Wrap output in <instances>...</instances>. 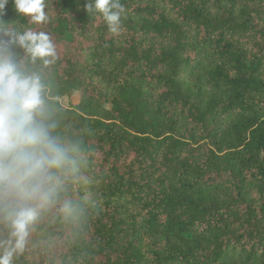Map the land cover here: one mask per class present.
I'll use <instances>...</instances> for the list:
<instances>
[{"label":"trees","instance_id":"1","mask_svg":"<svg viewBox=\"0 0 264 264\" xmlns=\"http://www.w3.org/2000/svg\"><path fill=\"white\" fill-rule=\"evenodd\" d=\"M46 2L47 24L4 19L56 45L49 89L92 150L69 189L86 212H49L17 264H264V0H121L118 36L87 0Z\"/></svg>","mask_w":264,"mask_h":264},{"label":"clouds","instance_id":"2","mask_svg":"<svg viewBox=\"0 0 264 264\" xmlns=\"http://www.w3.org/2000/svg\"><path fill=\"white\" fill-rule=\"evenodd\" d=\"M9 4L30 25L51 20L46 0H0V264H17L53 209L69 224L81 220L86 206L69 189L87 183L92 151L62 124L49 89L45 70L59 59L51 35L4 19ZM83 9L102 17L111 34L123 32L128 10L121 0H87ZM12 45L23 49V59Z\"/></svg>","mask_w":264,"mask_h":264},{"label":"rangeland","instance_id":"3","mask_svg":"<svg viewBox=\"0 0 264 264\" xmlns=\"http://www.w3.org/2000/svg\"><path fill=\"white\" fill-rule=\"evenodd\" d=\"M61 103L69 108L75 107L80 102V94L75 92L73 95H65L61 99ZM45 247V246H44ZM48 251L56 250L55 248H49L47 247Z\"/></svg>","mask_w":264,"mask_h":264}]
</instances>
